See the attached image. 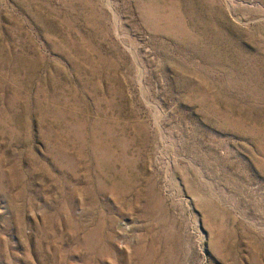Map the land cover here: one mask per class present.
I'll return each instance as SVG.
<instances>
[{
    "label": "rangeland",
    "instance_id": "obj_1",
    "mask_svg": "<svg viewBox=\"0 0 264 264\" xmlns=\"http://www.w3.org/2000/svg\"><path fill=\"white\" fill-rule=\"evenodd\" d=\"M0 264H264V0H0Z\"/></svg>",
    "mask_w": 264,
    "mask_h": 264
}]
</instances>
